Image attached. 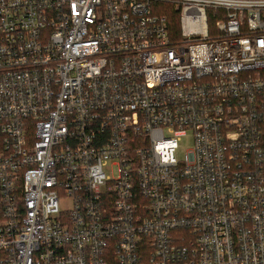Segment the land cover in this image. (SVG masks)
<instances>
[{"label":"built area","instance_id":"built-area-1","mask_svg":"<svg viewBox=\"0 0 264 264\" xmlns=\"http://www.w3.org/2000/svg\"><path fill=\"white\" fill-rule=\"evenodd\" d=\"M0 264H264V0H0Z\"/></svg>","mask_w":264,"mask_h":264},{"label":"rangeland","instance_id":"rangeland-1","mask_svg":"<svg viewBox=\"0 0 264 264\" xmlns=\"http://www.w3.org/2000/svg\"><path fill=\"white\" fill-rule=\"evenodd\" d=\"M154 8L157 9V11H164L167 10L168 7L164 3H159L158 5L156 4ZM191 145H192L191 130H188L186 136H184L178 144V148L175 152L176 157L181 158L186 152V150H188L191 147ZM105 171H107L106 168ZM107 172L110 171L108 170Z\"/></svg>","mask_w":264,"mask_h":264},{"label":"trees","instance_id":"trees-1","mask_svg":"<svg viewBox=\"0 0 264 264\" xmlns=\"http://www.w3.org/2000/svg\"><path fill=\"white\" fill-rule=\"evenodd\" d=\"M165 5H167V7H168V10H169V8L171 9V6L169 5V4H165ZM168 10H165V13L169 16V18H172V19H174V22H175V25H174V27H176V29H177V12H175L174 10H173V8H172V12H170V11H168ZM176 17V18H175Z\"/></svg>","mask_w":264,"mask_h":264}]
</instances>
